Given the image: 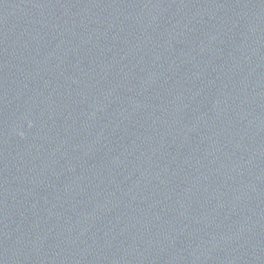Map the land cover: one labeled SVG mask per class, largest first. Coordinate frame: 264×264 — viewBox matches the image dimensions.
I'll return each mask as SVG.
<instances>
[{
  "label": "water",
  "instance_id": "95a60500",
  "mask_svg": "<svg viewBox=\"0 0 264 264\" xmlns=\"http://www.w3.org/2000/svg\"><path fill=\"white\" fill-rule=\"evenodd\" d=\"M0 264H264V0H0Z\"/></svg>",
  "mask_w": 264,
  "mask_h": 264
}]
</instances>
